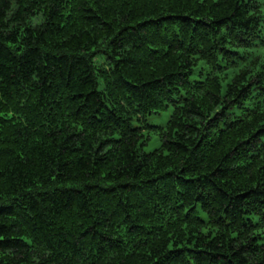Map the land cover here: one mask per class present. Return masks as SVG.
Listing matches in <instances>:
<instances>
[{
    "label": "trees",
    "instance_id": "16d2710c",
    "mask_svg": "<svg viewBox=\"0 0 264 264\" xmlns=\"http://www.w3.org/2000/svg\"><path fill=\"white\" fill-rule=\"evenodd\" d=\"M0 264H264V0H0Z\"/></svg>",
    "mask_w": 264,
    "mask_h": 264
},
{
    "label": "rangeland",
    "instance_id": "374dc122",
    "mask_svg": "<svg viewBox=\"0 0 264 264\" xmlns=\"http://www.w3.org/2000/svg\"><path fill=\"white\" fill-rule=\"evenodd\" d=\"M170 112L171 106L166 110L160 111L159 113L150 114L147 116V122L151 125H164L170 116ZM158 145L159 139L154 134H151L150 139L144 147V151L150 152Z\"/></svg>",
    "mask_w": 264,
    "mask_h": 264
}]
</instances>
